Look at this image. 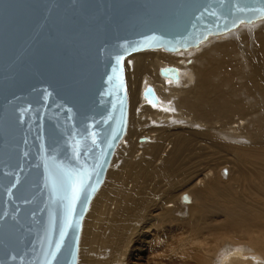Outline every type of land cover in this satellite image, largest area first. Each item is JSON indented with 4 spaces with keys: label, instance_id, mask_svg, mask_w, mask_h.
<instances>
[{
    "label": "bare ground",
    "instance_id": "6f19581e",
    "mask_svg": "<svg viewBox=\"0 0 264 264\" xmlns=\"http://www.w3.org/2000/svg\"><path fill=\"white\" fill-rule=\"evenodd\" d=\"M124 74L127 126L77 264H264V9L134 50Z\"/></svg>",
    "mask_w": 264,
    "mask_h": 264
},
{
    "label": "water",
    "instance_id": "95a60500",
    "mask_svg": "<svg viewBox=\"0 0 264 264\" xmlns=\"http://www.w3.org/2000/svg\"><path fill=\"white\" fill-rule=\"evenodd\" d=\"M260 9L264 0H0V264H77L82 219L127 126L129 53Z\"/></svg>",
    "mask_w": 264,
    "mask_h": 264
},
{
    "label": "snow or ice",
    "instance_id": "6c2138e0",
    "mask_svg": "<svg viewBox=\"0 0 264 264\" xmlns=\"http://www.w3.org/2000/svg\"><path fill=\"white\" fill-rule=\"evenodd\" d=\"M122 59H123V57H121V56H117L116 57V65L113 67V70H112L113 71V75L109 77L110 81H114L115 82L118 79V77H116L115 73L119 70L120 63H121ZM83 188H84V185H83V182L81 181L79 186L74 189L72 197H71V202L69 204V216L74 211L73 205L79 199L80 192L82 191ZM70 226H71L70 220L66 221V227H70ZM64 237H65V232L61 231V233H60V241L56 243L55 251L50 253V255L52 256L53 259H55L56 251H59L60 248L62 247L61 242L64 240Z\"/></svg>",
    "mask_w": 264,
    "mask_h": 264
},
{
    "label": "rangeland",
    "instance_id": "374dc122",
    "mask_svg": "<svg viewBox=\"0 0 264 264\" xmlns=\"http://www.w3.org/2000/svg\"><path fill=\"white\" fill-rule=\"evenodd\" d=\"M127 76H128V78H129V72H127V74H126ZM128 84H129V82H128Z\"/></svg>",
    "mask_w": 264,
    "mask_h": 264
}]
</instances>
